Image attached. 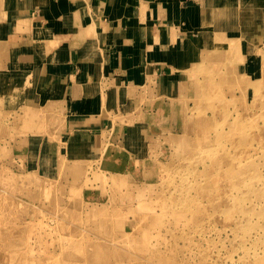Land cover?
<instances>
[{"label":"rangeland","instance_id":"obj_1","mask_svg":"<svg viewBox=\"0 0 264 264\" xmlns=\"http://www.w3.org/2000/svg\"><path fill=\"white\" fill-rule=\"evenodd\" d=\"M231 68H200L184 134L144 162L116 125L74 162L51 115L0 113V264H264V61L250 92ZM48 143L43 172L28 150Z\"/></svg>","mask_w":264,"mask_h":264},{"label":"crops","instance_id":"obj_2","mask_svg":"<svg viewBox=\"0 0 264 264\" xmlns=\"http://www.w3.org/2000/svg\"><path fill=\"white\" fill-rule=\"evenodd\" d=\"M263 52L264 0H0V113L51 115L69 159L103 156L116 125L144 162L184 134L201 67L231 60L250 92ZM49 144L35 169L53 171Z\"/></svg>","mask_w":264,"mask_h":264},{"label":"bare ground","instance_id":"obj_3","mask_svg":"<svg viewBox=\"0 0 264 264\" xmlns=\"http://www.w3.org/2000/svg\"><path fill=\"white\" fill-rule=\"evenodd\" d=\"M61 118V117H60ZM61 121V120H60ZM63 121V120H62ZM61 121V122H62ZM59 127V126H58ZM36 153V152H35ZM59 153V152H58ZM105 154H107V153H105ZM108 155V154H107ZM106 155V156H107ZM59 157V156H58ZM108 157V158H107ZM106 158H107V163H108V165L110 164L111 166H112V164H114V159L112 158V156H107ZM83 160V159H82ZM73 161L74 162H79L80 160L79 159H73ZM85 161V160H84ZM57 162H59L58 160H57ZM84 163V162H83ZM78 164V163H77ZM116 164V163H115ZM114 164V165H115ZM75 165V164H74ZM79 165V164H78ZM72 167H73V165H71ZM75 167L76 166H74V168L73 169H75ZM69 168V167H68ZM80 168V167H79ZM77 169V168H76ZM80 170H82V169H80ZM70 171H71V169H70ZM73 172V171H72ZM74 172H75V170H74ZM76 173V172H75ZM82 174V173H81ZM79 175V174H78ZM76 177H78V176H76Z\"/></svg>","mask_w":264,"mask_h":264}]
</instances>
